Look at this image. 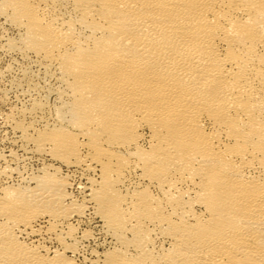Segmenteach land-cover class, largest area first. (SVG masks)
Wrapping results in <instances>:
<instances>
[{"label": "bare ground", "instance_id": "1", "mask_svg": "<svg viewBox=\"0 0 264 264\" xmlns=\"http://www.w3.org/2000/svg\"><path fill=\"white\" fill-rule=\"evenodd\" d=\"M0 18L28 95L3 114L22 153L0 149V264H264V0Z\"/></svg>", "mask_w": 264, "mask_h": 264}, {"label": "rangeland", "instance_id": "2", "mask_svg": "<svg viewBox=\"0 0 264 264\" xmlns=\"http://www.w3.org/2000/svg\"><path fill=\"white\" fill-rule=\"evenodd\" d=\"M3 20L0 18V49L1 45L5 41L7 35H16V30L8 27V25L3 24ZM10 28V29H9ZM12 29V30H11ZM2 31V32H1ZM5 32V33H4ZM11 32V33H10ZM14 32V34H13ZM2 34V35H1ZM7 54V55H6ZM12 54V53H11ZM9 54V52H3L0 50V149L3 151H8L10 149H14L17 153H22L21 142L15 137L14 132L9 128L6 127L5 121V113L7 111L18 108L28 102V95H25V90L23 88L16 86L13 83L14 78L20 72L21 67V59L20 56L17 54ZM19 56V57H18ZM13 58V59H12ZM10 59V60H9ZM15 60V61H14ZM15 62V63H14ZM17 62V63H16ZM10 64V65H9ZM15 66V67H14ZM18 66V67H17ZM6 68V69H5ZM12 68V69H11ZM6 70V71H5ZM11 70V71H10ZM9 71V73H8ZM14 71V72H13ZM6 72V73H5ZM13 77V78H12ZM12 78V79H11ZM14 87V88H13ZM2 93V96H1ZM22 94V96H21ZM24 94V95H23ZM25 96V97H24ZM7 97V98H6ZM55 98L53 95L50 96V101L54 102ZM5 101V102H4ZM19 101V102H18ZM2 102V103H1ZM9 102V103H8ZM26 102V103H27ZM7 103V104H5ZM14 103V105H13ZM5 104V105H4ZM14 107H13V106ZM9 107V108H8ZM3 110V111H2ZM5 110V111H4ZM8 111V112H9ZM5 112V113H4ZM3 118V119H2ZM4 120V121H3ZM5 126V127H4ZM5 128V129H4ZM3 129V130H2ZM8 129V130H7ZM10 131V132H9ZM8 133V134H7ZM3 134V136L1 135ZM4 134L6 137H4ZM11 136V137H9ZM3 138V139H2ZM5 138V139H4ZM14 138V139H13ZM16 138V139H15ZM5 140V141H4ZM16 140V141H15ZM10 141V142H9ZM14 142V143H13ZM16 145V146H15ZM10 148V149H9ZM20 149V150H19ZM34 162V161H33ZM32 163V161H31ZM36 164V163H34ZM34 167H36L34 165ZM89 225V226H88ZM94 222L87 221L84 222V227H93ZM98 233V232H97ZM100 239V238H99ZM101 241V240H100Z\"/></svg>", "mask_w": 264, "mask_h": 264}]
</instances>
